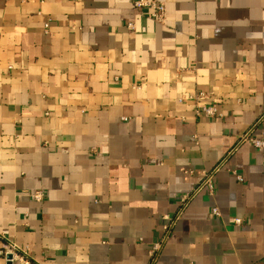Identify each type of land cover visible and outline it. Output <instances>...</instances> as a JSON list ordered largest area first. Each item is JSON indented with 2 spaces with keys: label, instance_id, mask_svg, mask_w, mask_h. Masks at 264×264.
<instances>
[{
  "label": "crops",
  "instance_id": "obj_1",
  "mask_svg": "<svg viewBox=\"0 0 264 264\" xmlns=\"http://www.w3.org/2000/svg\"><path fill=\"white\" fill-rule=\"evenodd\" d=\"M157 1L0 0V264H264V0Z\"/></svg>",
  "mask_w": 264,
  "mask_h": 264
},
{
  "label": "built area",
  "instance_id": "obj_2",
  "mask_svg": "<svg viewBox=\"0 0 264 264\" xmlns=\"http://www.w3.org/2000/svg\"><path fill=\"white\" fill-rule=\"evenodd\" d=\"M134 6L136 9H138L142 13L146 14L149 18H151L153 20H156L158 22L164 21L166 11H165V6L163 3H161L157 0H135ZM205 98H207V96L202 92L197 94L194 97V99L196 101H200V100H203ZM196 112L198 115H204L207 117H213L214 115H216L215 109L212 106H200V105H198ZM245 142L252 143L259 150L264 149V140L257 139L255 137H253L251 131L246 133L244 136H242L240 143H245ZM212 178H213V173L208 174L204 178V180L202 181L199 189H201L202 187H208L212 191V189H213ZM239 179L242 180L241 177ZM198 190H196V192ZM192 195L183 197V199H182L183 208H185L188 205ZM33 197L35 199H41V194H39V193L34 194ZM213 213L215 215H219L218 209L215 208L213 210ZM168 219H170V223L168 225H166V227H165V236L161 242L157 243L154 246V248H153L154 254H156L160 250L161 245L164 243V241L168 237L170 230L173 228L175 220L173 221L171 218H168ZM0 254L3 255L4 257H6L7 260L11 263H14L17 261L18 262H21V261L26 262L29 259L28 254L24 250L19 248L14 242L8 240L7 238H4V240L2 242ZM9 256H11V258H8Z\"/></svg>",
  "mask_w": 264,
  "mask_h": 264
},
{
  "label": "water",
  "instance_id": "obj_3",
  "mask_svg": "<svg viewBox=\"0 0 264 264\" xmlns=\"http://www.w3.org/2000/svg\"><path fill=\"white\" fill-rule=\"evenodd\" d=\"M8 258H11V256H9Z\"/></svg>",
  "mask_w": 264,
  "mask_h": 264
}]
</instances>
